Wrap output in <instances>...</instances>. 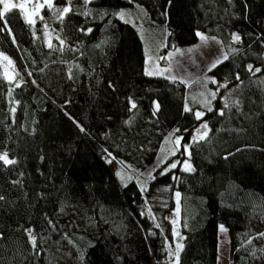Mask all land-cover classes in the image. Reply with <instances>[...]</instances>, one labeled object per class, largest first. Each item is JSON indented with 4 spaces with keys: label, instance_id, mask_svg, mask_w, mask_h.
Returning <instances> with one entry per match:
<instances>
[{
    "label": "trees",
    "instance_id": "trees-1",
    "mask_svg": "<svg viewBox=\"0 0 264 264\" xmlns=\"http://www.w3.org/2000/svg\"><path fill=\"white\" fill-rule=\"evenodd\" d=\"M134 2L162 22L163 49L197 31L220 39L227 59L207 71L218 92L201 118L185 106L190 85L144 71L137 30L116 16ZM52 4L32 24L19 8L0 19L15 64L12 80L0 66V154L15 161L0 160V264H217L218 223L231 264H264V0H71L62 21L67 0ZM174 127L180 148L144 191L120 186L113 166L145 168ZM184 145L193 170L163 171Z\"/></svg>",
    "mask_w": 264,
    "mask_h": 264
},
{
    "label": "rangeland",
    "instance_id": "rangeland-1",
    "mask_svg": "<svg viewBox=\"0 0 264 264\" xmlns=\"http://www.w3.org/2000/svg\"><path fill=\"white\" fill-rule=\"evenodd\" d=\"M16 3L17 0H12ZM19 3H24L27 9H20L25 20L32 19L35 21L39 15L41 8L38 10L37 15H32L33 5L43 4L44 0H19ZM46 5V4H45ZM3 6L0 5V11ZM123 13V18H121ZM117 18L122 21H126L133 25L137 30L145 56L144 70L146 73L151 72V75H163L168 78H177L190 85V88L185 94V106L196 105L194 114L200 112L203 114L205 109H209L212 105L213 95L218 92V88L213 89L210 87L207 80V71L224 56L225 52L221 41L218 37L210 36L202 31H197L198 39L195 43L183 46H177L171 49L164 48V33L165 28L162 22L151 17L146 8L140 3H132L131 5L120 7L116 13ZM199 34V35H198ZM234 35H238L236 32H232L231 40H234ZM204 37L206 39H202ZM7 56L8 60L3 57ZM0 66L4 77L8 80H12L15 74V64L13 59L6 53L0 51ZM225 82H221V86ZM225 99H223V102ZM190 107V106H189ZM196 116V115H195ZM204 123H200L194 130L192 139L201 138V136L207 131L203 127ZM180 138V134L174 127L170 129L163 137L160 143L156 155L152 162L145 168H138L129 165L123 161L116 163L112 171L120 186L127 183L129 180H134L141 192L144 191L147 181L152 177L153 171L162 165L170 156L174 155L180 148V144L177 146L174 141ZM182 158L178 159L174 157L168 164L165 165L163 171L172 168L171 165L175 163L179 164L181 169H184V165L188 160V146L184 145L181 151ZM191 166V165H190ZM176 193L174 194L175 206L169 214V220L172 226V237L175 250L177 251V245H181L182 235L180 232V215H177V201ZM175 221V223H174ZM221 227L226 229L222 223L217 225V264H231L232 255L229 248L228 232L221 231ZM179 235H176V233Z\"/></svg>",
    "mask_w": 264,
    "mask_h": 264
},
{
    "label": "snow or ice",
    "instance_id": "snow-or-ice-1",
    "mask_svg": "<svg viewBox=\"0 0 264 264\" xmlns=\"http://www.w3.org/2000/svg\"><path fill=\"white\" fill-rule=\"evenodd\" d=\"M67 2H68V5H69V6H66V7H64V8H62V9H56V11L60 13V15H59V19H60L61 21L63 20L64 16H65L69 11H71V8H70L71 0H67ZM90 2H91V0H84V3H85V4L90 3ZM45 4H46L50 9L53 8L52 0H44V3H43V4H35V5H33V12H32V15H37V14H38V10H39L40 8L44 7ZM0 5L3 6L2 11H0V19L3 18V15H4L5 12L9 11V10L12 9V8H20V9L25 10V12H27V9H26L25 4H24V3H19V0H17L16 3H13L12 0H0ZM121 18H123V13H121ZM41 19H42V17H41ZM28 23H30V24L34 23V20H32V19H28ZM198 35H199V34H198ZM201 38H202V39H206V38H204V37H201ZM240 39H241V37H240L239 35H234V40H235V41H240ZM61 43H63V41H61ZM48 46L51 48V47H52L51 43H49ZM3 58H4L5 60H8L9 63H11V61L9 60V58H8L7 56H4ZM224 58L227 59L226 56H225ZM213 67H215V64L213 65ZM249 71H252V67H251V66H249ZM257 71H259V69H257ZM146 74L151 75L152 73H151V72H148V73H146ZM213 82L215 83V81H213ZM212 95H213V97H215V93H212ZM236 103H238V102H236ZM131 106H132V108H135V107H136V105H135L134 103H133ZM225 106L227 107V105H225ZM156 107H157V109H158V108H159V105H157ZM185 110L188 111L189 109L186 108ZM210 110H211V109H210ZM13 111H15V109H13ZM220 114L223 115V112H221ZM195 115H196V117L199 119V118H201V116H202L203 114L200 113V112H197V113H195ZM203 127H204L205 129H207V124H204ZM81 130H83V129H81ZM206 134H207V133L205 132V133L201 136V139H203L204 136H206ZM174 143L178 146V145L180 144V138H177V139L174 141ZM189 155H190V153H189ZM0 160H2V161L4 162V164H13V163H15L14 160H10V159L8 158V154H7L6 152L3 153V154H0ZM171 167H172V168H175V167H176V164L173 163V164L171 165ZM184 170H185V171H192L193 169L191 168V166H190L189 164L186 163V164L184 165ZM2 199H3V197L0 196V200H2ZM176 201H177V215H179V201H180V194H179L178 192L176 193ZM174 223H175V221H174ZM220 230H221V231H226V229H224L223 227H221ZM176 235H179V233L177 232ZM261 235H264V233H262ZM29 236L31 237V242H32L33 246H35V244H36V239H35V237H32V236H31V232H30V231H29ZM0 238H2V236H0ZM182 247H183V245H177V253H176L177 262H178V260H179V255H178V254H179V251L182 249Z\"/></svg>",
    "mask_w": 264,
    "mask_h": 264
},
{
    "label": "crops",
    "instance_id": "crops-1",
    "mask_svg": "<svg viewBox=\"0 0 264 264\" xmlns=\"http://www.w3.org/2000/svg\"><path fill=\"white\" fill-rule=\"evenodd\" d=\"M145 71V70H144Z\"/></svg>",
    "mask_w": 264,
    "mask_h": 264
}]
</instances>
